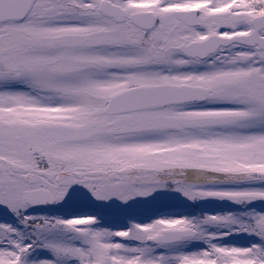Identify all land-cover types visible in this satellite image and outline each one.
Instances as JSON below:
<instances>
[{"label": "snow or ice", "instance_id": "6c2138e0", "mask_svg": "<svg viewBox=\"0 0 264 264\" xmlns=\"http://www.w3.org/2000/svg\"><path fill=\"white\" fill-rule=\"evenodd\" d=\"M0 264H264V0H0Z\"/></svg>", "mask_w": 264, "mask_h": 264}]
</instances>
